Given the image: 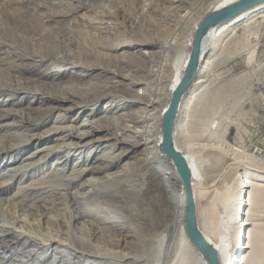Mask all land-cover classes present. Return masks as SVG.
Segmentation results:
<instances>
[{
	"label": "bare ground",
	"instance_id": "6f19581e",
	"mask_svg": "<svg viewBox=\"0 0 264 264\" xmlns=\"http://www.w3.org/2000/svg\"><path fill=\"white\" fill-rule=\"evenodd\" d=\"M75 1L79 5L64 9L57 7L53 15H43L40 11L46 8L49 0H26L28 5L29 2L32 4L34 12L24 14L19 11L10 17L14 31H25L29 41L26 48L32 44L36 46L35 52L40 54L30 57L28 53L20 52L0 67V95L14 96L34 91L45 99L71 100L73 103L68 111L79 108L84 111L90 107L93 110V105L109 96L111 101H120L124 108L126 102L135 107L115 114L109 109L111 115L104 116L111 123L107 125L89 118L80 126L53 124L44 130L26 135L15 133L0 139V168L10 163L0 170V227L6 237L14 234L11 242L5 236L1 239L0 235L1 264H206L186 233L187 191L184 181L172 159L161 152L160 144L164 113L184 75L196 28L206 12L235 0L209 3L207 0ZM105 2L111 6L109 10L105 9ZM143 3L149 8L154 4L161 5L166 11L156 14L159 26L150 24L152 29L141 28L131 40L122 36L116 43L106 42V36L100 31L86 38L83 46L78 41L80 29L68 25L79 8L89 13L101 11L102 17L115 18L125 25L132 12L140 9ZM256 15L264 18V5L212 30L204 45L203 68L212 65L208 52H216L224 36L233 34L239 25L248 27L256 20ZM161 24L164 28L160 27ZM131 49L136 52L131 53ZM54 51H62V54L53 58ZM255 55L256 49H253L248 63L254 61ZM27 58L33 61L24 63ZM69 64L96 72L97 77H104L105 81L83 88L73 83L64 86L44 82L41 88L34 90L28 84H21L34 69H40V75L45 76L43 72L49 67ZM40 75L38 80L42 79ZM114 79L120 83L125 81L127 87H144L148 94L140 96L131 89L126 93L128 96L109 95L105 88L109 86L108 81ZM203 80L205 77L198 75L195 82ZM193 87L188 89L180 105L174 138H178L183 126L179 114L187 107V94L193 93ZM52 107L56 109L59 105ZM65 118H60L59 122H64ZM58 133L62 134L61 144L37 148L23 158L16 156L33 142ZM175 142L193 170L199 228L217 248L220 263L252 264L258 255L253 261L250 248L262 240L253 224H256L258 218L254 216L259 214V206L264 202V153L253 149L254 157L220 141L196 145L197 151L189 152L176 138ZM104 143L105 146L106 143H115L122 147L95 156V160L92 159L84 169L75 167L69 174L62 168L53 172L45 170L55 150L64 153L68 150L69 154L64 158L71 165L80 158L81 151L98 148ZM202 148L213 151L204 152ZM83 157L88 159L90 154L86 152ZM203 157L211 161L210 168L219 171L209 174L202 163ZM18 179L22 185L12 196H4ZM230 186L235 187L236 195L230 192V198L221 207L219 202L224 201L227 191L224 188L229 191ZM97 210H104L105 215L96 216ZM3 219L25 232L13 233ZM106 233L111 235L110 240L104 237ZM25 236L28 240L24 243L30 244L27 246L31 248L23 244L17 247ZM36 239L47 251L52 248L56 253L62 251L58 260L63 263L49 259L51 255L47 253L40 254ZM62 241L75 249L74 256L65 254ZM54 242L60 249L57 246L51 248Z\"/></svg>",
	"mask_w": 264,
	"mask_h": 264
},
{
	"label": "rangeland",
	"instance_id": "374dc122",
	"mask_svg": "<svg viewBox=\"0 0 264 264\" xmlns=\"http://www.w3.org/2000/svg\"><path fill=\"white\" fill-rule=\"evenodd\" d=\"M49 1L46 8H42L43 10L40 11L43 15H53L57 7L64 9L70 5H79L75 0ZM179 1L180 0H175V2ZM212 1L214 0H207L208 3ZM104 4L106 10L111 8L108 2ZM154 5L152 8H149L147 4L143 3L140 9L132 12L130 21L125 25L121 24L115 18L108 19L102 17L101 11L89 13L79 8L76 17L69 20L68 25L74 27L75 30L80 29L81 34L78 36V41L81 42L83 46H85L86 38H89L92 33L100 31L106 36V42L116 43L119 37L122 36L129 37L128 39L131 40L133 38L132 35L139 29H152L150 24L159 26L156 21V14L160 11H166V9L161 5ZM31 6L32 4L29 2L28 5L26 0H0V67L5 62L11 61L17 53L20 52H26L30 57H38L40 54L39 52H35L37 50L36 46L34 47L32 44L29 48H26V44L29 43V41L26 40L25 31L22 32L18 30V32H16L11 27L14 24L11 23L12 19L10 17L19 11L24 14L34 12ZM180 13L184 12L180 11ZM207 13L208 12H206V14ZM206 14H204L203 17ZM255 19L256 20L249 24L248 27H246V25H239L233 34L224 36L218 44L216 52H213V54H211L212 52H208V58L213 60L212 65L209 68H203V66H201L199 73L202 78L205 77V80L201 83L195 82L193 84V93L187 94V97L189 96L187 99V101H189L187 107L185 109L183 108L182 113L179 114V120L183 126L181 130L179 129L178 138H175L185 150L189 152L197 151L195 148L196 145H203L207 142L213 144L216 141H220L225 142L227 145H233L254 156L250 141L257 143L259 137L256 135L252 137V134L256 132L258 125L261 126L264 122V18L257 16ZM160 27L164 28L163 25ZM142 49L151 50L146 47H142ZM253 49H256L255 59L252 63H248L250 52ZM132 51L136 52V49H131L130 52L132 53ZM59 54H62V51H54L52 53L53 58L59 56ZM31 61L33 60L27 58L24 63H29ZM202 65L205 64L202 63ZM41 73L42 71L40 69H34L31 74L24 77L21 84H28V86L32 87V90H34L41 88L45 83L51 84L57 82L64 84V86L73 83L83 88L89 87L95 82L100 85L102 81H105L104 77L98 78L96 72H88L81 66H73L70 64L58 67L54 66L53 68L49 67L47 71L43 72L45 76H41ZM39 75L42 78L40 80H38ZM116 80L117 79L108 81L109 86L106 87L105 90H107L109 95L121 94L128 96L126 93L127 91L129 92V90L131 91V89L134 90L133 93H137L140 96H146L148 94V91L144 87L132 85L127 87L125 81L120 83ZM72 103L71 100L58 101L56 99H45L34 91L19 93V95L16 94L14 96L0 95V139L4 138L6 135H15V133L26 135L28 132L33 133L44 130L53 124H76L80 126L85 119L89 118L91 120L98 119L99 123L107 125L111 123L104 117L106 114L111 115V111H113L114 114L117 113V111H128L135 107L131 102H126L125 104L127 107L124 108L120 101H111L110 96L100 99L96 105H93V110L92 107H90L84 111L81 108L68 111L67 109ZM56 105H59V107L56 109L52 107ZM109 109H111L110 112L108 111ZM5 113L7 115L2 118V115ZM29 116L30 119H28ZM62 117L66 118L63 120L64 122L60 123L59 120H61L60 118ZM32 122L39 125L35 127ZM215 124L217 126L212 127ZM259 130H261V127ZM61 137L62 134L58 133L46 140L44 138L42 141L33 142L30 146L25 147V150L17 152L16 156H21L20 158H23V156L37 148L46 145H59L63 142L60 139ZM120 147H122L121 144L106 143L105 146L104 143L103 146L101 145L98 148H91L93 152H91L92 150L90 149H85L81 151L82 153H79L80 158L75 159L71 165L66 163V159L64 158V155L69 154L68 150H66L65 153L60 150H55L53 152L55 154L49 157L48 166L45 170L53 172L58 170V168H62L69 174L73 172L72 170L75 167L84 169L95 156L108 150L121 149ZM201 151L212 152L213 150L202 148ZM75 152L78 153L79 150H75ZM86 152L90 154L88 159L83 157ZM202 163L208 169L207 171L209 174L214 173L213 171H215V173L219 171L218 168H213L212 166L210 168L211 161L206 160L205 157L202 158ZM9 165L1 166L0 170ZM19 182L20 179L16 180L13 188H10L4 196H12L19 185H22ZM234 190L235 187L232 188L231 186L229 191L228 188H224L226 196L224 201L222 200V202H219L221 207L225 206L224 203L230 198V192L236 195ZM261 205L259 206L258 215L254 216L251 214L252 217L258 218L256 224H253L255 227L257 226L254 228V231L258 230L262 238L257 246H252L250 248L252 260L254 256L256 258V255H258L256 260H253L254 262L252 264H264V202H262ZM96 213V216L103 217L105 215L104 210H97ZM109 213H113V210H109ZM3 223L6 226L8 224L5 219H3ZM10 225L11 224H8L7 228L11 229L13 233L25 232L20 228H15L13 225ZM0 235L1 239H3L4 236L6 237L1 227ZM12 235L9 234L6 237L9 242L14 240ZM29 235L35 239L33 234ZM104 237L107 240L111 239V235L108 233H106ZM25 240H28V237L25 236L17 247L23 244L26 248H31V246H27L30 244L27 243V245H25ZM35 241L39 244L38 239ZM62 244L63 247H66L64 248L66 251L65 254H67L68 257L74 256L75 249L66 245L64 241H62ZM51 245V248L56 246L57 248L60 247L57 242L51 243ZM36 248L40 254L47 253L51 255L49 259H56L57 262L63 263L62 260H58L62 255V251L56 253L54 251L55 248L47 251L41 244ZM0 250L2 249L0 248ZM7 254L9 255L10 251H8ZM33 261L36 262L35 258H33Z\"/></svg>",
	"mask_w": 264,
	"mask_h": 264
},
{
	"label": "water",
	"instance_id": "95a60500",
	"mask_svg": "<svg viewBox=\"0 0 264 264\" xmlns=\"http://www.w3.org/2000/svg\"><path fill=\"white\" fill-rule=\"evenodd\" d=\"M264 5V0H235L222 7L210 10L196 28L192 39L190 57L182 79L171 97L168 109L163 117V140L160 144L162 153L169 156L187 191L186 233L190 242L202 254L206 264H221L217 248L207 240L199 228L197 208L193 189V170L183 151L177 147L174 138L175 122L180 105L188 89L193 86L199 75L205 55V41L212 30L233 21L241 15L254 11Z\"/></svg>",
	"mask_w": 264,
	"mask_h": 264
},
{
	"label": "built area",
	"instance_id": "2783aa9c",
	"mask_svg": "<svg viewBox=\"0 0 264 264\" xmlns=\"http://www.w3.org/2000/svg\"><path fill=\"white\" fill-rule=\"evenodd\" d=\"M260 127H261V130H259ZM253 135H254V137H255V135L257 137H259V141L257 143L250 141V143H251L250 145L253 147L252 149L258 150L259 153H264V122L261 126L258 125V128ZM253 135H252V137H253Z\"/></svg>",
	"mask_w": 264,
	"mask_h": 264
},
{
	"label": "crops",
	"instance_id": "0c3cea01",
	"mask_svg": "<svg viewBox=\"0 0 264 264\" xmlns=\"http://www.w3.org/2000/svg\"><path fill=\"white\" fill-rule=\"evenodd\" d=\"M255 133V132H254ZM253 135V134H252ZM260 257H261V254H260Z\"/></svg>",
	"mask_w": 264,
	"mask_h": 264
}]
</instances>
